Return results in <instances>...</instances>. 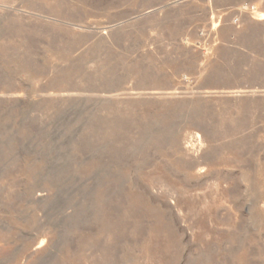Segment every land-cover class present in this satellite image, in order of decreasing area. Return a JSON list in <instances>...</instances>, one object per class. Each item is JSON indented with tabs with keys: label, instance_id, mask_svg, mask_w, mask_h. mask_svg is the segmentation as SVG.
I'll return each instance as SVG.
<instances>
[{
	"label": "rangeland",
	"instance_id": "rangeland-1",
	"mask_svg": "<svg viewBox=\"0 0 264 264\" xmlns=\"http://www.w3.org/2000/svg\"><path fill=\"white\" fill-rule=\"evenodd\" d=\"M0 264H264V0H0Z\"/></svg>",
	"mask_w": 264,
	"mask_h": 264
},
{
	"label": "bare ground",
	"instance_id": "bare-ground-1",
	"mask_svg": "<svg viewBox=\"0 0 264 264\" xmlns=\"http://www.w3.org/2000/svg\"><path fill=\"white\" fill-rule=\"evenodd\" d=\"M263 19V17L261 16L260 20Z\"/></svg>",
	"mask_w": 264,
	"mask_h": 264
}]
</instances>
